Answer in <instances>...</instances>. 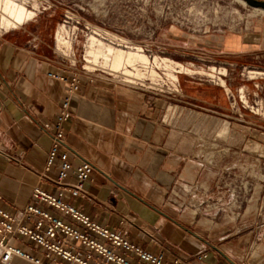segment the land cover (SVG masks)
I'll return each mask as SVG.
<instances>
[{"label":"crops","instance_id":"obj_1","mask_svg":"<svg viewBox=\"0 0 264 264\" xmlns=\"http://www.w3.org/2000/svg\"><path fill=\"white\" fill-rule=\"evenodd\" d=\"M169 34L195 61L226 69V85L181 76L180 97L171 100L83 73L65 138L72 165L88 161L94 170L87 195L69 200L143 249L164 252L166 264H264V116L242 115L240 101L244 90L256 102L264 89V76L246 82L243 71L264 73V22L217 34L174 26ZM53 39L33 23L0 32V206L7 211L31 201L50 147L46 125L67 97L69 82L50 76H70ZM200 253L207 257L196 260Z\"/></svg>","mask_w":264,"mask_h":264},{"label":"built area","instance_id":"obj_2","mask_svg":"<svg viewBox=\"0 0 264 264\" xmlns=\"http://www.w3.org/2000/svg\"><path fill=\"white\" fill-rule=\"evenodd\" d=\"M68 19L69 17L66 16L63 25L70 24ZM93 33L102 40L115 44L107 36ZM141 49L144 53L149 52L151 59L154 58L151 54L152 50H145L143 47ZM62 53H58L63 59L61 65L65 66L70 76L53 73L50 76L68 81L69 88L62 111L53 122L46 125L47 130L50 131L51 141L44 168L38 174L39 182L55 188L56 192H49L39 183L31 192V201L22 208L11 212L0 206V264H12L15 260L28 264H166L164 252L152 253L143 249L126 236L94 221L84 209L76 207L69 200V197L80 198L87 195L85 184L94 170V165L88 161H82L77 166L72 165V152L65 138L66 122L72 117L68 109L70 101L80 89L82 74L93 72L89 73L83 65L77 66V61L71 62L66 54ZM73 56L75 57V54ZM83 61L87 63L85 56ZM144 68L140 67V69ZM207 70L213 77L205 74L194 75L209 78L217 84L221 79V83L224 81L226 85L224 80L227 76L226 69L215 67L212 71L208 66ZM143 74L142 79L133 77L125 83L152 95L179 97L180 82L177 74L181 73H174L176 80L158 67H155L154 75L150 74L149 70ZM111 76L108 74V77ZM240 101L246 106L242 97ZM259 104L261 102L256 96L255 106L259 107ZM253 113L260 116L259 113ZM42 204L54 212L43 208ZM25 244L32 245L41 252L32 253L24 248ZM206 257V253H200L195 259L200 261ZM172 264H187V262L176 258Z\"/></svg>","mask_w":264,"mask_h":264},{"label":"rangeland","instance_id":"obj_3","mask_svg":"<svg viewBox=\"0 0 264 264\" xmlns=\"http://www.w3.org/2000/svg\"><path fill=\"white\" fill-rule=\"evenodd\" d=\"M26 9L33 10L36 15L26 23L37 24L43 34L53 36V46L55 50H66L64 54L72 62L77 61V66H85L88 72L107 76L116 81H128L130 78L142 79L147 70L150 74H155V67L163 69L168 76H173L179 68L174 70L167 69L163 60L183 65L187 69H191L194 74L212 76L207 70L211 67L212 71L215 66L209 63L195 61L192 54H185L180 43L173 40L170 29L176 26L184 32L191 30L201 31L207 30L209 33L245 31L254 28L264 22V11L255 10L247 4L239 0H18ZM69 17L67 24L63 26V21ZM79 22V24L77 23ZM25 23V24H26ZM24 25V24H23ZM61 27L66 28V33L61 35L68 44L67 47L58 48V33ZM8 31L0 28V32ZM101 36L105 35L115 44H110L99 38L95 33ZM59 36V37H60ZM66 36V37H65ZM91 36L97 37L100 41L114 48L138 47L150 49L153 51V59L150 58L149 52H143L149 59V63L136 65V72L139 76L127 78L122 76L120 72L117 74L111 72L107 67L103 68L101 60L94 64L92 57L88 58L87 48L88 41ZM70 44V45H69ZM158 47V48H155ZM64 48V49H61ZM126 49V48H124ZM58 52V51H56ZM59 54H63L61 51ZM75 54V57L73 56ZM83 56L87 63L83 61ZM88 59V60H87ZM93 59V60H92ZM157 59L159 66L154 64ZM91 60L93 63H89ZM162 60V61H161ZM79 61V62H78ZM81 61V64H80ZM204 63V64H203ZM98 66H97V65ZM193 64L195 67H193ZM94 65V66H93ZM92 66V69L89 67ZM164 66V67H163ZM140 67H145L140 69ZM108 70V71H107ZM132 71V69H129ZM223 70V69H222ZM132 71V73H133ZM252 71V72H250ZM250 72V73H248ZM177 74L181 83V76H188L182 72ZM256 69H247L245 71L246 82L251 77L264 76L263 71L259 73ZM141 75V76H140ZM174 77H176L174 75ZM172 78V77H171ZM221 83V79H220ZM224 85V83H222ZM181 86V85H180ZM264 85H259L263 88ZM252 92L258 88L248 86ZM232 90V89H231ZM180 91V88H179ZM260 93L259 107L253 102V92L251 95L244 90L241 93L242 101L246 103V109L241 107L242 115L259 113L264 116V89ZM235 97L237 91L232 90ZM181 93V91H180ZM174 100V97L166 96ZM180 97V96H179ZM238 99V98H237ZM233 110H238L235 106ZM232 110V111H233ZM231 116H235V113ZM234 122V121H233ZM227 178V176H226Z\"/></svg>","mask_w":264,"mask_h":264},{"label":"bare ground","instance_id":"obj_4","mask_svg":"<svg viewBox=\"0 0 264 264\" xmlns=\"http://www.w3.org/2000/svg\"><path fill=\"white\" fill-rule=\"evenodd\" d=\"M35 15L36 13L33 10L26 9V7L22 3H20L18 0H0V28L1 29L3 28L8 31L16 30L17 28L23 26V24H25L26 22L31 21V19ZM65 27H61L57 35L58 36L57 37L58 38V41H57L58 48H60L61 46L67 47L68 40L65 41L66 39L60 36V34L63 35L66 33ZM124 48H114L100 41L97 37L91 36V38H89V41H88L87 55H88V58L92 57L94 59V64L99 63L100 62L99 60H101L100 65H102V67L106 69L108 67L111 70V72L115 74L120 72L122 76H125L127 78H130L133 76H139L138 72L134 73L133 70L136 69L135 67L138 64L147 65L149 63L148 57L144 55L142 49L138 47H132V48L124 47ZM61 49H64V48H61ZM56 51L64 52L66 50L59 51L56 49ZM89 63H93V61L89 60L88 64ZM162 63H164L167 69L174 70L175 68H179L178 72H182L187 75L195 73L191 69L189 70L185 68L183 65L178 64V63L174 64L173 62H170L169 60L168 61L163 60ZM154 64L159 66L160 63H158L157 59H155ZM89 69H92V66H90ZM129 69H132L133 73ZM170 77H172V79L174 80L177 79V77H174V75ZM251 78H254V77H251ZM222 83H224V81H222Z\"/></svg>","mask_w":264,"mask_h":264},{"label":"water","instance_id":"obj_5","mask_svg":"<svg viewBox=\"0 0 264 264\" xmlns=\"http://www.w3.org/2000/svg\"><path fill=\"white\" fill-rule=\"evenodd\" d=\"M255 10L264 11V0H239Z\"/></svg>","mask_w":264,"mask_h":264}]
</instances>
